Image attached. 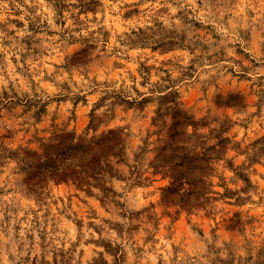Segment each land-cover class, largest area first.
<instances>
[{"label": "clouds", "instance_id": "1", "mask_svg": "<svg viewBox=\"0 0 264 264\" xmlns=\"http://www.w3.org/2000/svg\"><path fill=\"white\" fill-rule=\"evenodd\" d=\"M96 5L99 15L90 17L88 8ZM137 6L135 24L115 30L105 23V8L112 13L109 20L119 23L118 17ZM0 9V264H53L54 255L55 264H80L90 238L96 244L84 264H147L148 252L154 253L152 264H264V183L249 187L239 175L252 174L254 158L264 164V141L250 147L232 140L229 147L243 153L228 173L233 194L223 196L222 189L216 193L221 203L204 207L213 218L219 215L227 233L201 235L194 224L198 242L187 247L183 239H171L168 226V239L159 247L153 239L144 249L132 225L148 208L128 196L135 183L147 182L141 174L149 165L172 177L185 171V157L200 167H207L206 153L219 159L222 168L215 175L222 178L236 155H225L219 141L234 123L244 126L246 136L249 125L264 135V0H0ZM16 9L22 10L20 28L8 19ZM197 21L208 31L200 33ZM184 24L211 46L196 44L189 57H166L150 70L142 66L149 63L146 53L129 55L130 49L178 39ZM45 54L54 56V65L45 64ZM145 97L150 108L143 106ZM60 180L96 185V197L111 213L109 224L96 221L98 234L87 225L70 232L68 222L57 217L49 227L37 216L58 198L53 181ZM230 202L236 209H225ZM257 206L259 215L250 214ZM234 210L239 215L228 220ZM62 212L75 218L67 202ZM155 232L145 222L142 238Z\"/></svg>", "mask_w": 264, "mask_h": 264}, {"label": "rangeland", "instance_id": "2", "mask_svg": "<svg viewBox=\"0 0 264 264\" xmlns=\"http://www.w3.org/2000/svg\"><path fill=\"white\" fill-rule=\"evenodd\" d=\"M14 3H22V0H13ZM100 3H117V0H99ZM147 2V0H144ZM155 3L156 0H153ZM194 2L199 3L200 0H194ZM66 9V6H64ZM98 5L94 7L88 8V15L91 17L94 13L95 15H99L97 11ZM21 9H16L12 12V15L8 18L9 22L13 24L16 28H20L23 26L24 21L19 19L21 15ZM191 12V9L188 10ZM63 14V13H62ZM84 11H80V16L83 17ZM0 15H3L2 9H0ZM112 16V13L108 12L107 8H105V23L110 25V29L121 30L123 29V25L125 23L135 24L137 22V18L140 16V7L137 6L135 9L126 10L125 13L118 17L119 23L117 20H109V17ZM64 23H67L65 21ZM195 28L200 29V33H204L208 31L209 26H202V22L197 21L195 23ZM135 31V29H133ZM200 33L193 31V26L190 24H184L183 29L179 33L178 39L166 40L164 42H158L156 45L152 47H141L139 49H130L129 55L138 54V53H146L149 58V63L147 65H142L146 70L156 69L161 66V64L165 63V58H185L189 57L193 51V46L199 44L201 48L207 49L211 45L205 44L200 40ZM49 35H52V32H49ZM107 40L111 42L112 34L111 30L107 32ZM184 40L189 41L188 46H184L182 43ZM214 43V41H213ZM197 51L200 49L197 48ZM243 50H238L242 52ZM152 57H155L157 63H152ZM10 62L14 63V60L9 57ZM45 64L49 61L54 65L55 59L54 56H48L45 54L44 57ZM119 64L121 65H131V61L119 60ZM193 68L194 66H190ZM166 71V69H164ZM117 71H121V69H117ZM231 71V69H230ZM250 79V77H249ZM235 83V81H233ZM246 81L241 77L240 79V87L243 89L245 87ZM157 91H161V89H157ZM190 91L192 96L195 95V92ZM175 95H179V93H175ZM191 98V97H190ZM189 98V99H190ZM85 103L87 102V97L84 98ZM79 102H77L78 104ZM145 108H150L151 100L148 97L144 98ZM179 112V110L177 111ZM255 120V118H254ZM135 127V125H133ZM258 128L259 125H256ZM239 129V130H237ZM225 136L222 140L219 141L221 145L224 147V154L228 155L232 153V155H236L233 148L229 147L232 140L234 139L237 144L243 140L250 147H254L255 145L264 141V135L257 136L253 130V126H248V134L245 135L244 126L238 124H232L230 127H226L224 129ZM251 137L249 140L248 137ZM243 153L236 155V159L229 160L228 167L223 168V177H217L215 172L220 171L222 168L221 161L219 159H213L212 156L205 154L204 159L207 161L208 170L206 175L207 189L206 193L203 195L205 198L204 201L199 200L197 206L190 209H183L177 205H172L170 203H164L162 201V194L164 188L170 184L171 179L167 175H162L158 170H154L151 165L148 166L147 170L141 175L144 177V180L147 182H138L135 183L132 188L128 192V196H135L136 199L145 207L148 208L147 214L141 212L136 217L134 224L132 225L133 237L137 241L139 245H141L144 249H147L149 244L152 243L154 239L156 242V246L159 247L161 242L168 239L167 233L169 231V227L171 226V239L179 242L183 239V243L185 246L190 247L193 242H198L195 240L193 236V225L199 226V234H203L207 231H215L217 234L227 233L228 229L220 223V217L217 215L215 218L213 216L204 211V207L207 202H212L216 204H220L221 200L216 196L217 192H220L222 189L224 191L221 193L223 196H229L233 194L232 183L228 178V173L234 168L240 156ZM252 165L254 166V171L251 175H246L243 172H240V177L245 181V183L249 187L259 188L261 183H264V164L260 162L259 159L254 158L252 160ZM126 167V166H125ZM116 179V177H114ZM222 180V182H221ZM53 192H58V198L52 201L46 212L37 213V216L44 219L46 218V223L51 226V222L53 217L62 218L61 223L65 221L68 222L69 227L68 231L73 230V226L75 229L83 232L85 230V225L88 228H91L94 233H97L96 221L98 219H103L105 224H109V217L111 213L109 208L105 207V200L103 198H97L94 192V188L96 185L85 186L83 183H76L73 181L71 185L68 184L66 180L53 181ZM69 188L70 194L65 195L64 189ZM114 189L103 188L102 191L105 193L109 191H113ZM83 192V195L81 193ZM4 193H0L2 196ZM67 202L68 206L73 209L75 218L71 216H64L62 212V208L64 203ZM146 202V203H145ZM249 201H245L243 204H240L239 207H244L248 204ZM122 202H116L117 207H119ZM225 209L233 208L236 209L237 205L232 204L231 202L224 205ZM261 209L257 206L255 209H250V214L259 215ZM91 213V214H90ZM239 215L238 211H233L230 216L227 217L228 220H231V216ZM114 222V221H113ZM145 222L147 225L156 229V232L153 236L142 238L145 228ZM23 218L21 219L20 227H23ZM254 224L257 225L256 230H259L258 220L253 221ZM209 225H212V228H209ZM115 231V228H112ZM164 233L165 235H161ZM98 234V233H97ZM46 238V237H45ZM107 244V242H105ZM96 242L93 239H88L85 241L84 248L80 250V264H84V257L87 255L88 248L95 245ZM67 247V245H65ZM98 246V245H97ZM167 246V245H166ZM107 250V249H106ZM118 251V248L116 249ZM162 256L166 255V253H161ZM63 255V252L60 253ZM149 260L147 264H152V257L154 253H147ZM57 257L54 255L53 264ZM159 264V262H157Z\"/></svg>", "mask_w": 264, "mask_h": 264}, {"label": "trees", "instance_id": "3", "mask_svg": "<svg viewBox=\"0 0 264 264\" xmlns=\"http://www.w3.org/2000/svg\"><path fill=\"white\" fill-rule=\"evenodd\" d=\"M181 115L177 112V116ZM185 171L174 174L169 185L162 194V201L177 205L183 209H190L198 205L199 200L206 193L207 167H200L191 157H185L182 161ZM152 167V166H151ZM184 192L183 196L179 194Z\"/></svg>", "mask_w": 264, "mask_h": 264}]
</instances>
